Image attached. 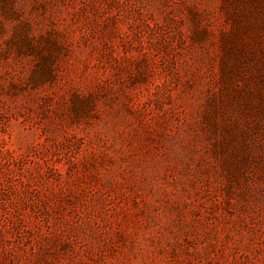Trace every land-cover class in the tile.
I'll return each instance as SVG.
<instances>
[{"label":"rangeland","instance_id":"rangeland-1","mask_svg":"<svg viewBox=\"0 0 264 264\" xmlns=\"http://www.w3.org/2000/svg\"><path fill=\"white\" fill-rule=\"evenodd\" d=\"M0 264H264V0H0Z\"/></svg>","mask_w":264,"mask_h":264}]
</instances>
